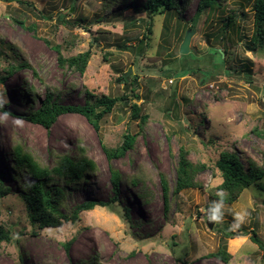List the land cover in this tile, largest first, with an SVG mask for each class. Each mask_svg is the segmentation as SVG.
Masks as SVG:
<instances>
[{
    "label": "rangeland",
    "instance_id": "1",
    "mask_svg": "<svg viewBox=\"0 0 264 264\" xmlns=\"http://www.w3.org/2000/svg\"><path fill=\"white\" fill-rule=\"evenodd\" d=\"M145 1L0 0V70L21 58L32 65L0 82V172L10 188L0 199V225L12 236L0 243V264H264V178L224 203L221 221L210 225L207 216L223 192L222 152L235 151L245 164L249 159L264 168V50L246 45L256 0H221L195 28L198 0L163 14L148 13ZM57 48L65 57L91 49L86 71L60 65ZM28 85L35 86L36 98ZM47 85L65 104L84 103L86 89L120 100L100 132L78 113L61 115L46 129L25 116L46 97ZM134 103L141 105L139 118L132 114ZM143 115L148 120L141 131ZM128 132L137 134L135 147L109 161L101 139L117 147ZM17 144L47 166L83 152L96 161L93 175L70 185L57 178L52 183L67 192L66 215L89 198L112 201L110 167L117 169L120 213L96 206L77 221L40 228L23 197ZM182 148L206 167L198 174L202 188L175 196ZM163 178L170 186L168 206ZM240 209L246 215L237 224ZM220 248L230 254L228 263L209 255Z\"/></svg>",
    "mask_w": 264,
    "mask_h": 264
},
{
    "label": "trees",
    "instance_id": "2",
    "mask_svg": "<svg viewBox=\"0 0 264 264\" xmlns=\"http://www.w3.org/2000/svg\"><path fill=\"white\" fill-rule=\"evenodd\" d=\"M189 0H146L144 9L150 14H163L169 10H180L181 6L187 4ZM221 0H198L197 9L195 12L194 28L198 19L203 13H207L209 9H214L221 4ZM255 29L248 43L247 48L250 50H264V0H256L255 5ZM17 22L25 26L24 21L16 19ZM18 49V47L15 46ZM14 50V47H12ZM218 51V49H216ZM15 51V50H14ZM57 59L62 66H68L72 70L84 73L92 56V50L81 52L77 55L65 57L60 48H57ZM225 54V51H222ZM220 53L221 61H224ZM16 53V52H15ZM2 52L0 51V56ZM18 55V53H16ZM22 67H32L25 59L21 58L17 62H8L0 70V82L4 78L11 76L15 71ZM42 81V78H39ZM44 83V81H43ZM49 88V86L47 85ZM27 90L31 93L32 98H36V88L33 85H28ZM138 97V95H135ZM60 93L48 90L45 98H43L38 106L30 111L25 116L32 123L40 124L46 129H50L57 121L59 116L69 113H78L83 115L88 122L100 132L101 121L103 118L112 112L115 105L120 100L118 97L107 94H95L86 89L85 102L82 104H65L59 101ZM0 109L4 110L0 104ZM141 105L132 104V114L135 118H139ZM148 116L141 117V131L144 129V124L147 122ZM102 138V137H101ZM137 134L127 133L124 136L123 142L117 147H107L103 143V149L109 161L114 158L124 156L127 152L135 147ZM83 151V150H82ZM15 156V165L18 171L24 175L23 180V197L27 203V210L31 221L38 224L40 228L56 227L61 224L62 219L77 221L80 219V214L83 211L92 210L96 206L110 207L113 211L120 213L116 208L117 196L120 190L121 174L114 167H110L111 180L113 191L115 193L112 201H103L96 198H89L87 201L79 203L75 206L72 215H66L61 210V207L66 204L67 192L59 185H52L57 179L63 180L66 185L84 179L87 175H93L97 171V163L89 157L85 152L80 157H74L70 154H64L58 157L54 166H47L41 163L34 155L26 151L25 148L17 144L13 149ZM217 165L222 173L223 181L220 185L222 193L216 194L214 198L223 200L224 203L231 204L239 199L243 192L250 188L253 184L264 178V168L257 165L252 160L247 164L242 159V156L237 152L224 151L220 154ZM206 167L203 163L195 164L189 157V152L182 148L179 154V161L176 166V181L173 194L179 195L188 188H202V183L198 180V174ZM138 180L134 179L133 183ZM163 188L165 201L168 206V196L170 186L168 181L163 178ZM10 188L3 181V175L0 172V199L7 195ZM127 214V213H126ZM128 216V214H127ZM12 236L10 232L0 225V243L4 240L10 241ZM253 240L262 245V241L254 236ZM209 255L222 259L228 263L230 254L225 248H220L216 252Z\"/></svg>",
    "mask_w": 264,
    "mask_h": 264
},
{
    "label": "clouds",
    "instance_id": "3",
    "mask_svg": "<svg viewBox=\"0 0 264 264\" xmlns=\"http://www.w3.org/2000/svg\"><path fill=\"white\" fill-rule=\"evenodd\" d=\"M225 205L223 200L212 201L207 209V216L209 221L216 222L221 221L224 216ZM230 211H232L230 209ZM246 212L243 209L234 212L235 220L237 224L242 223L245 218Z\"/></svg>",
    "mask_w": 264,
    "mask_h": 264
},
{
    "label": "water",
    "instance_id": "4",
    "mask_svg": "<svg viewBox=\"0 0 264 264\" xmlns=\"http://www.w3.org/2000/svg\"><path fill=\"white\" fill-rule=\"evenodd\" d=\"M193 35L192 31H188L185 35L184 42L181 45V52L186 54L190 51V42H191V37ZM210 225H212L211 221H208Z\"/></svg>",
    "mask_w": 264,
    "mask_h": 264
}]
</instances>
